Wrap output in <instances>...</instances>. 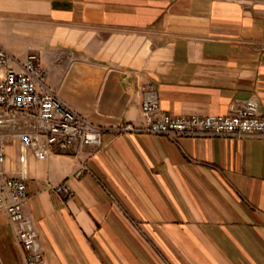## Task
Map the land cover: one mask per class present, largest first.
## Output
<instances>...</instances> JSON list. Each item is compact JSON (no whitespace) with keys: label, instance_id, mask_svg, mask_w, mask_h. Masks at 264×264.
Listing matches in <instances>:
<instances>
[{"label":"crops","instance_id":"0c3cea01","mask_svg":"<svg viewBox=\"0 0 264 264\" xmlns=\"http://www.w3.org/2000/svg\"><path fill=\"white\" fill-rule=\"evenodd\" d=\"M0 22V44L39 53L53 89L104 127L79 155L50 144L24 165L20 139H4L47 264H264V135L117 130L145 124L147 82L172 114L225 115L255 98L264 115L263 4L0 0ZM0 264H25L3 210Z\"/></svg>","mask_w":264,"mask_h":264},{"label":"built area","instance_id":"2783aa9c","mask_svg":"<svg viewBox=\"0 0 264 264\" xmlns=\"http://www.w3.org/2000/svg\"><path fill=\"white\" fill-rule=\"evenodd\" d=\"M141 113L143 126L125 123L117 130L165 134L173 140L182 135H264V115L255 98L235 105L225 115H176L162 109L157 85L147 82L143 87ZM103 130L102 125L70 105L48 83V71L39 53L30 52L21 58L0 44V210L7 214L25 264L47 262L36 225L25 213L29 197L25 176H10L4 170V139L8 136L20 139V160L24 165L29 149L44 157L50 144L72 149L79 155L85 145L101 142ZM87 170V163L81 160L76 174ZM52 188L62 197L72 194L64 182Z\"/></svg>","mask_w":264,"mask_h":264},{"label":"rangeland","instance_id":"374dc122","mask_svg":"<svg viewBox=\"0 0 264 264\" xmlns=\"http://www.w3.org/2000/svg\"><path fill=\"white\" fill-rule=\"evenodd\" d=\"M247 3H258V4H263L264 5V0H242ZM2 29V23L0 22V31Z\"/></svg>","mask_w":264,"mask_h":264}]
</instances>
